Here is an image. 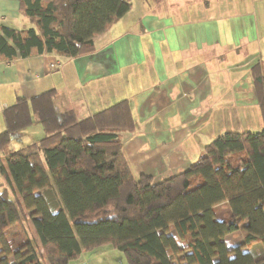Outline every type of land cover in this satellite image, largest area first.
I'll use <instances>...</instances> for the list:
<instances>
[{
	"label": "trees",
	"instance_id": "obj_1",
	"mask_svg": "<svg viewBox=\"0 0 264 264\" xmlns=\"http://www.w3.org/2000/svg\"><path fill=\"white\" fill-rule=\"evenodd\" d=\"M33 26H0V63L30 56L76 58L131 8L130 0H21ZM262 128L227 131L182 173L134 179L120 135L135 128L126 100L79 120L58 113L55 90L3 109L0 133V264H71L110 245L127 264H264V61L250 70ZM43 137L18 150L9 136L33 124ZM228 212L217 217V207ZM30 225L11 249L8 230ZM241 233L243 242L226 237Z\"/></svg>",
	"mask_w": 264,
	"mask_h": 264
},
{
	"label": "crops",
	"instance_id": "obj_2",
	"mask_svg": "<svg viewBox=\"0 0 264 264\" xmlns=\"http://www.w3.org/2000/svg\"><path fill=\"white\" fill-rule=\"evenodd\" d=\"M231 2L130 0L129 12L93 39L91 54L76 58L39 55L1 62L0 112L19 97L29 100L50 90H55L56 111L72 110L79 120L126 100L135 128L120 137L131 176L135 180L150 176L157 183L182 173L198 159L201 143L209 139L203 121L208 109L203 105L209 100L211 74L202 62L203 55L212 46L237 48L239 43H255V51L247 53L258 51L259 58L264 55V0H249L244 11L234 4L233 13ZM21 5V0H0V26L19 31L32 28ZM219 8L231 17L218 18L211 30L210 13ZM258 55L252 58L255 63L260 60ZM53 61L60 63L59 70L48 72ZM254 64L248 68L250 78ZM148 67L150 82L141 86ZM232 84L239 87L240 78H234ZM248 88L249 94L243 98L246 107H240L246 111L250 110L248 104L256 103L258 108L253 83ZM1 113L0 133L6 129ZM32 117L27 130L39 124ZM15 133L9 136L11 150L20 149L11 142ZM216 214L221 219L218 209ZM28 226V232L20 224L9 228L6 239L12 243L11 249L28 242L34 248L40 245Z\"/></svg>",
	"mask_w": 264,
	"mask_h": 264
},
{
	"label": "rangeland",
	"instance_id": "obj_3",
	"mask_svg": "<svg viewBox=\"0 0 264 264\" xmlns=\"http://www.w3.org/2000/svg\"><path fill=\"white\" fill-rule=\"evenodd\" d=\"M213 1L218 0H209L210 4H212ZM234 4L237 5V9L244 11L245 6L247 7V5H249V0H232L230 5L232 13ZM230 17L231 14L228 11L224 13V11L220 10V8L217 9V11L213 9L210 13L209 21L211 30L212 27L215 26L218 18H221L222 20H229ZM244 40L248 41V39ZM239 44L240 45H238L237 48L226 47V49L221 46H212L210 48V52L203 55L202 62L206 64L208 73L210 72L211 74L209 80L207 81L210 89L208 93L209 100L203 105V107L208 109L207 117L205 116L203 121L205 122L204 129L206 130L209 139L208 141L201 143V150L199 154H201L205 145L214 141L219 135L227 131L254 133L259 132L262 128L256 103L253 105L248 104L247 108L250 110L247 111L246 108H240L246 107V104L243 102V98L249 94L248 85H252L248 68L251 64L255 63L252 58L255 57V55H258L259 52L247 53L252 49L255 51V43L245 45L241 43ZM258 59H262V61H264L263 53L260 58L258 55ZM147 71L149 73L148 77L144 79V83H140L141 86H146L150 82L152 71L149 67L147 68ZM234 78H240L241 85L239 87L233 86L232 80ZM222 79H224V82ZM251 94L254 95L253 92H251ZM37 125L38 126H35V128L32 127L29 130H22V132L20 131L13 134L11 142L14 147L23 148L22 146H27L32 144V142H38L43 137V130L39 124ZM2 179L3 178L0 176V183L3 182ZM217 209L218 216L222 218L223 213L226 212L225 207L219 206ZM226 239L231 245H239L243 242L242 234L239 232L229 235ZM38 246L35 248L40 251V247ZM42 264L47 263L42 262ZM71 264L127 263L123 253L117 251L110 245H105L92 251L84 252L77 261H74Z\"/></svg>",
	"mask_w": 264,
	"mask_h": 264
},
{
	"label": "built area",
	"instance_id": "obj_4",
	"mask_svg": "<svg viewBox=\"0 0 264 264\" xmlns=\"http://www.w3.org/2000/svg\"><path fill=\"white\" fill-rule=\"evenodd\" d=\"M59 65H60V63L58 62V61H53L52 63H50L49 65H48V69H47V71L48 72H53V71H57L58 70V68H59ZM42 249H41V247H40V253H42Z\"/></svg>",
	"mask_w": 264,
	"mask_h": 264
}]
</instances>
